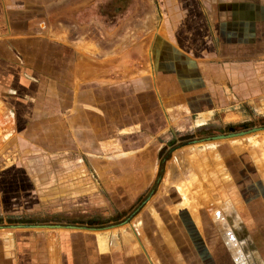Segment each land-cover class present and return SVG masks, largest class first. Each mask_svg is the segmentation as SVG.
Listing matches in <instances>:
<instances>
[{
	"label": "crops",
	"instance_id": "1",
	"mask_svg": "<svg viewBox=\"0 0 264 264\" xmlns=\"http://www.w3.org/2000/svg\"><path fill=\"white\" fill-rule=\"evenodd\" d=\"M237 1L223 3L257 5ZM136 6L137 0H0V121L6 123L2 130L7 133L2 138L25 140L45 153L62 152L57 148L61 145L65 153L91 152L86 145L115 148L114 142L124 146V154L134 153L143 151L171 121H197L198 126L215 112L264 104V52L200 58L160 33L150 40L148 63L139 60L144 56L138 48L124 49V40H129L124 35V8ZM223 6V15L214 23H225L228 10ZM228 13L232 34H242L243 39L248 28L257 33L261 24L256 16ZM66 21L76 22L78 28L83 25V32L94 26L97 34L78 35L74 48L53 27ZM21 23L30 31L20 33ZM132 37L140 39L136 33ZM235 141L230 147L237 149ZM221 181L226 178L214 175L210 185ZM180 187L185 185L165 187L150 208L146 204L141 209L138 224L143 233L151 238L166 233L163 245L147 241L157 263L232 264L213 219L202 207H188ZM219 199L225 197L221 194ZM10 228H0V264H67L68 259L70 264L111 263L96 240L91 247L79 243L89 255L76 259L64 255L63 246L56 248L50 236L43 245L44 257H21L19 251L26 248L19 246L17 256L15 240L7 233ZM69 244L71 251L78 250L73 241ZM142 253L134 256V264H150Z\"/></svg>",
	"mask_w": 264,
	"mask_h": 264
},
{
	"label": "rangeland",
	"instance_id": "2",
	"mask_svg": "<svg viewBox=\"0 0 264 264\" xmlns=\"http://www.w3.org/2000/svg\"><path fill=\"white\" fill-rule=\"evenodd\" d=\"M250 1L257 2L256 8L233 7L223 0H137L136 8H124L128 15L124 35H129L124 49L138 48L144 56L139 60L148 63L150 40L160 33L200 58L236 52L258 56L264 52L263 0H240ZM222 5L228 12L256 16L261 24L257 33L248 28L243 39L242 34H232V26L226 24L228 12H224V24L214 23L215 17L223 15H219ZM64 23L53 27L74 48L78 35L97 34L94 26H86L83 32V25ZM20 25V33L30 29ZM133 33L138 42L132 40ZM200 121L198 126L197 121H171L143 151L125 154L118 142L115 148L86 145L91 152L65 153L63 145L57 147L62 152H37L25 140L2 138L7 134L2 130L6 123L0 121V228L13 227L7 233L15 240L16 255L24 247L21 257H44L43 245L50 236L56 248L57 244L64 247L68 258H87L89 252L79 243L85 241L91 247L96 240L98 248L110 256V264H134V256L142 252L150 264H158L147 241L163 245L166 233H156L152 239V234L140 230L139 216L162 189L178 184L185 185L179 188L185 204L202 207L213 219L229 258L237 264H264V129H259L264 127V104L215 112ZM236 133L242 134L215 138ZM232 141L240 148L230 147ZM14 143L20 146L14 149ZM214 175L226 181L212 188ZM221 194L224 200L219 199ZM112 240H116L114 246ZM71 241L78 250H70Z\"/></svg>",
	"mask_w": 264,
	"mask_h": 264
},
{
	"label": "water",
	"instance_id": "3",
	"mask_svg": "<svg viewBox=\"0 0 264 264\" xmlns=\"http://www.w3.org/2000/svg\"><path fill=\"white\" fill-rule=\"evenodd\" d=\"M259 129H264V127H261V128H259ZM252 130H256V129H252ZM250 131H251V130H250ZM240 134H242V133L228 134V135H226V136H217V137H215V138H216V139H222V138L232 137V136H236V135H240ZM162 151H163V149L160 150V153H159L158 157L160 156V154H161Z\"/></svg>",
	"mask_w": 264,
	"mask_h": 264
},
{
	"label": "flooded vegetation",
	"instance_id": "4",
	"mask_svg": "<svg viewBox=\"0 0 264 264\" xmlns=\"http://www.w3.org/2000/svg\"><path fill=\"white\" fill-rule=\"evenodd\" d=\"M228 241L230 242L231 245L234 244V243H233L234 241H231V239H228ZM231 262H232V264H237L235 260H234V261L231 260Z\"/></svg>",
	"mask_w": 264,
	"mask_h": 264
},
{
	"label": "bare ground",
	"instance_id": "5",
	"mask_svg": "<svg viewBox=\"0 0 264 264\" xmlns=\"http://www.w3.org/2000/svg\"><path fill=\"white\" fill-rule=\"evenodd\" d=\"M246 134V133H245ZM76 229V228H75ZM235 231V233H236V230H234ZM239 236V235H238ZM243 236V235H242Z\"/></svg>",
	"mask_w": 264,
	"mask_h": 264
}]
</instances>
